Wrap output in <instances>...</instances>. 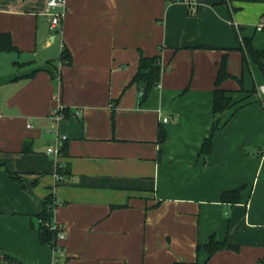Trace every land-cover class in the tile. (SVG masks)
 Instances as JSON below:
<instances>
[{
	"label": "crops",
	"instance_id": "1",
	"mask_svg": "<svg viewBox=\"0 0 264 264\" xmlns=\"http://www.w3.org/2000/svg\"><path fill=\"white\" fill-rule=\"evenodd\" d=\"M197 1L191 15L186 1L66 0L51 29L48 0H0V33L19 49L0 53V264L264 263V74L249 58L246 87L238 41L264 49V3ZM240 15L260 17L252 34ZM141 54L162 58L157 107L131 84ZM225 55L246 91L224 82L234 106L214 114ZM239 187V203L221 201ZM48 197L59 253L40 239ZM213 235L238 250L197 251Z\"/></svg>",
	"mask_w": 264,
	"mask_h": 264
},
{
	"label": "trees",
	"instance_id": "2",
	"mask_svg": "<svg viewBox=\"0 0 264 264\" xmlns=\"http://www.w3.org/2000/svg\"><path fill=\"white\" fill-rule=\"evenodd\" d=\"M264 2V0H251ZM240 46L239 50L242 53V65L245 70L246 67H249V58L258 65L261 71L264 74V49L258 50L254 48L252 44V39L248 37L238 36ZM206 47V46H200ZM207 48V47H206ZM1 52H19V49L14 45L12 37L8 33H0V53ZM61 58L64 62L71 63V53L64 49L62 51ZM218 72L215 80L214 96H213V112L214 114L223 113L228 111L234 106L232 93L229 90L223 88L224 82L229 79H236L240 84L241 91H246L243 82V76L236 77L233 76L228 70V56L225 55L222 57L221 62L218 65ZM243 70V73H244ZM164 67L162 65V58L160 55L147 56L144 54L140 55L139 67L136 75L133 77L131 84H135L140 92L141 99L139 106L141 108H151L158 106L159 93H160V82ZM254 91V89H253ZM115 104L113 105V111L115 110ZM66 108L64 109V116L67 115ZM218 129V125H214L212 129V135L208 137L201 148L202 154H208L212 151L213 146V134ZM166 139L165 131L161 130L159 132V142H164ZM67 144L61 146V152H66ZM59 169V170H58ZM59 174H62L60 168H57ZM15 178V175L12 174ZM242 187H239L234 190L223 191L221 194V201L227 204H237L240 202ZM54 203L51 197H48L45 201L44 209L38 216L39 220V230H40V239L43 244L51 245L55 250L58 248V232L54 229H51L54 218ZM235 249L238 250V247H234L228 241L220 242L217 240L216 236L213 235L210 238V241L206 244H198L197 251L204 250L208 252L209 255L214 254L215 252L222 249ZM9 258V257H8ZM264 264V263H263Z\"/></svg>",
	"mask_w": 264,
	"mask_h": 264
},
{
	"label": "built area",
	"instance_id": "3",
	"mask_svg": "<svg viewBox=\"0 0 264 264\" xmlns=\"http://www.w3.org/2000/svg\"><path fill=\"white\" fill-rule=\"evenodd\" d=\"M172 1H184V0H172ZM188 2V11L191 15H195L198 12V1L197 0H187ZM66 0H48L47 2V7L45 10V14L50 18L51 21V29L58 28L61 20L63 19L66 11ZM258 31H263L264 30V21H262L258 26H257ZM261 90L264 91V86L261 87ZM64 107L59 106L54 111H52L50 117L53 121L54 124H58L60 120H62L64 116ZM168 118H164V122H167ZM61 141L66 140V136H61L60 137ZM61 146L58 145L57 147H50L47 149L48 154H53L56 156V158H59L61 155ZM61 178V177H60ZM51 229H54L58 232V240L64 238V233L60 229V226L56 224L51 225ZM58 253L62 251V249L58 246V248L55 250Z\"/></svg>",
	"mask_w": 264,
	"mask_h": 264
},
{
	"label": "rangeland",
	"instance_id": "4",
	"mask_svg": "<svg viewBox=\"0 0 264 264\" xmlns=\"http://www.w3.org/2000/svg\"><path fill=\"white\" fill-rule=\"evenodd\" d=\"M184 1H186L187 2V0H184ZM259 3H264V2H259ZM245 15V14H244ZM244 15L241 17V15L239 16L240 17V20L239 21H237L236 19H233L234 21H236V22H238V24H237V27H239V26H241L242 25V27H244L246 30H249L248 32H250L251 34L255 31V25H256V23L257 22H259V18L260 17H256V19H254V18H250L251 19V22H252V24L253 25H251V23H250V20H249V18H245L244 20L245 21H242V19H243V17H244ZM235 22V23H236ZM241 22V23H240ZM260 23V22H259ZM258 23V24H259ZM241 24V25H240ZM241 27V28H242ZM257 33H260V32H257ZM260 35H264V33H260ZM236 39H237V37H236ZM238 41H239V39H238ZM245 77H246V87H247V83H249V81H250V84L252 83V85H253V80H254V77H253V74L251 73V69L250 68H248V67H246L245 68ZM238 84H239V82L236 80V79H234ZM243 82H245L244 81V79H243ZM239 86H240V84H239ZM245 87V86H244ZM53 148V147H52ZM53 158L54 159H56L57 160V158H56V156H53Z\"/></svg>",
	"mask_w": 264,
	"mask_h": 264
}]
</instances>
